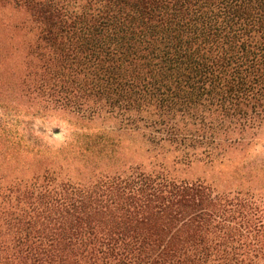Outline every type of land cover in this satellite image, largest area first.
Listing matches in <instances>:
<instances>
[{
	"label": "trees",
	"instance_id": "obj_1",
	"mask_svg": "<svg viewBox=\"0 0 264 264\" xmlns=\"http://www.w3.org/2000/svg\"><path fill=\"white\" fill-rule=\"evenodd\" d=\"M0 4L19 13L2 29L32 39L45 111L102 124L0 169V264H264V160L172 168L264 132V0ZM124 135L141 145L127 162Z\"/></svg>",
	"mask_w": 264,
	"mask_h": 264
},
{
	"label": "rangeland",
	"instance_id": "obj_2",
	"mask_svg": "<svg viewBox=\"0 0 264 264\" xmlns=\"http://www.w3.org/2000/svg\"><path fill=\"white\" fill-rule=\"evenodd\" d=\"M16 12L11 5L0 4V16L15 17L19 14ZM0 31V169L7 172L16 166H25L34 153H55L64 142L76 138L77 133L100 130L102 124L92 123V129H80L67 115L45 111L42 92L32 88L41 79L42 71L39 66L36 75L31 73L29 64L35 62L36 56L21 48H28L32 39L28 34L11 36V29L3 30L1 26ZM121 143L126 162L135 159L141 151L137 138L124 135ZM258 159L264 160V132L245 149L225 154L212 168L202 162L188 166L174 163L172 168L179 178H212L219 173H231L237 166L252 169V161Z\"/></svg>",
	"mask_w": 264,
	"mask_h": 264
},
{
	"label": "water",
	"instance_id": "obj_3",
	"mask_svg": "<svg viewBox=\"0 0 264 264\" xmlns=\"http://www.w3.org/2000/svg\"><path fill=\"white\" fill-rule=\"evenodd\" d=\"M58 136L60 135V134H57Z\"/></svg>",
	"mask_w": 264,
	"mask_h": 264
}]
</instances>
